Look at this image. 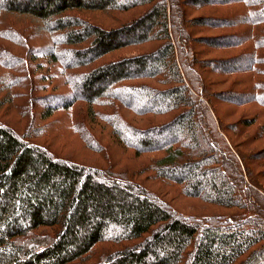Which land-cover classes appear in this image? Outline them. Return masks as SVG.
Masks as SVG:
<instances>
[{
  "label": "trees",
  "instance_id": "16d2710c",
  "mask_svg": "<svg viewBox=\"0 0 264 264\" xmlns=\"http://www.w3.org/2000/svg\"><path fill=\"white\" fill-rule=\"evenodd\" d=\"M200 1L193 0L192 5L249 3L253 9L246 19L253 29L251 35L242 38L247 40L253 35L258 48L264 50V0ZM179 3V0H0V17L5 12L43 22L48 25L50 35L56 38L59 34L56 49L85 46L59 53H66L71 59L64 62L67 70L87 68L126 47L153 41L162 43L155 53L83 72L79 84L82 93L76 90L62 109L84 102L90 112L93 104L112 105L114 111L117 106L113 104H120L138 116L180 111L170 123L145 130L131 129L127 123L120 125L116 121L125 134L113 124L118 115L106 122L115 128L121 140L126 138L127 147L134 149L137 157L164 153L146 170L150 180L175 185L182 195L227 213L203 221L179 216L139 181L137 173L131 177L127 172L116 171V167L97 168L63 159L46 146L31 142L38 135L19 133L0 123V264H264V187L255 183L264 178V171L254 173L246 164V175L236 174L242 159L246 163L244 155L232 152L214 128L204 127V131L194 119L197 98L186 85L192 67L186 62L182 43L191 41L185 31L194 21L182 18ZM138 7L150 8L134 22L112 30L66 17L75 10L128 12ZM227 22L222 21L220 27L235 26ZM220 40L211 44L236 48L245 42L233 36ZM150 62L153 67L145 68ZM261 64L264 57L253 53L241 69L254 71ZM240 66L233 71H243ZM163 74L179 85L166 90L116 87ZM111 88L120 90V96L111 93ZM133 97L142 103L140 109L125 102ZM109 99L115 100L109 103ZM204 105L202 102L201 106ZM60 108L50 107L41 118L51 117ZM243 123L250 128L255 122ZM173 127L181 130L156 141V136L163 137ZM182 131L190 133L191 144L178 140L176 135ZM261 131L264 133V126L258 132ZM129 133L134 140L126 137ZM213 136L221 137L224 144L212 139ZM247 142L251 144V140ZM263 155L264 151L254 154L253 160L260 161ZM101 246L110 250L103 247L99 251Z\"/></svg>",
  "mask_w": 264,
  "mask_h": 264
},
{
  "label": "rangeland",
  "instance_id": "374dc122",
  "mask_svg": "<svg viewBox=\"0 0 264 264\" xmlns=\"http://www.w3.org/2000/svg\"><path fill=\"white\" fill-rule=\"evenodd\" d=\"M179 1V14L183 16L182 18L185 17L186 21H194V24L187 26L185 31L192 37L191 41L182 42L186 48V62L192 67L189 74L191 81L188 78L186 85L190 94L197 98V116L194 119L200 124L201 129L214 128L216 135L224 138L232 152L244 155L246 163L242 159L241 169L240 171L235 169L236 174L246 175L248 172L247 169V172L244 170L246 164L254 173H263L264 155L259 157L260 161L257 162L253 160V156L264 151V133L258 132L261 126H264V64L259 65L254 71L241 69L246 67L249 55L255 53L260 58L264 57V50L258 48L257 39L252 37L253 35L246 40V35H251L250 30L253 29L246 18L253 7H250L249 3L241 2L195 7L192 5L193 0ZM208 1L221 3L223 0H201L200 3ZM149 8L138 7L128 12L75 10L68 12L66 17L78 18L103 29L112 30L134 22L145 15ZM222 21H228V24L235 23V26L220 27ZM47 29L48 25L32 17L1 13L0 123L14 128L19 133L29 132L33 136L38 135L39 138L32 139L31 142L46 146L63 159L97 168L116 167V171L127 172L130 176L137 173L139 181L162 198L179 216L203 221L206 217L227 213L199 199L182 195L180 188L175 185L150 180L148 178L150 174L146 170L154 166L156 159H160L164 153L137 157L135 150L127 147L124 141L126 138L121 140L115 128L106 122V119L118 115L113 124L125 134L117 122L120 125L127 123L131 129L145 130L170 123L181 114L180 111L159 116H138L131 110L123 109L120 104H113L117 106L116 111L112 110V105L93 104V112H90L89 105L84 102L75 103L68 110L62 109V106L70 103L76 90V93H82L79 84L83 72L126 58L155 53L161 48L162 43L153 41L126 47L104 56L87 68L67 70L64 62L69 63L71 59L66 57V53H59L63 50L83 49L85 46L56 49L55 39H58L59 34L55 38ZM244 35L246 38H242ZM230 36L235 40L241 38L245 42L236 48L228 47V44L227 46L211 44ZM150 63H146L145 68L151 69L153 64ZM237 66L243 71H233ZM228 68L231 72L227 70ZM170 79L163 74L155 79L129 81L116 87L122 85L125 88L149 87L166 90L171 85H179L172 83L173 79ZM110 91L120 96V90L111 88ZM142 95L144 96V93ZM125 97L127 98V95ZM114 100L107 101L112 103ZM125 102H131L136 109L142 105L136 97L128 98ZM202 102L204 106H201ZM59 106L61 108L51 117L41 118L50 107ZM248 120L255 122L250 128L245 127L246 124L243 123ZM170 130L163 137L156 136V141L165 140L168 136L178 133L181 128L173 127ZM189 134L182 131L176 136L179 141L189 145L191 144ZM214 136L212 139L224 144L221 137ZM126 137L134 140L130 133ZM208 140L210 141L209 137ZM250 140L251 144L247 142ZM255 183L259 187H264V178L260 177ZM242 194L244 195V191ZM103 247L106 251L110 250V247L101 246L99 251Z\"/></svg>",
  "mask_w": 264,
  "mask_h": 264
}]
</instances>
